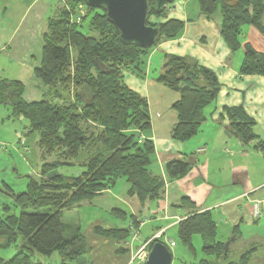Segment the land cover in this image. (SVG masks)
I'll return each instance as SVG.
<instances>
[{
    "label": "trees",
    "instance_id": "16d2710c",
    "mask_svg": "<svg viewBox=\"0 0 264 264\" xmlns=\"http://www.w3.org/2000/svg\"><path fill=\"white\" fill-rule=\"evenodd\" d=\"M196 1L205 14L220 9L224 42L231 51L243 47L240 73L264 76V53L248 43L242 45L241 40L246 26L264 33V0ZM78 4L85 2L67 0V6H60L46 19L41 62L33 70L34 77L45 86L40 100L26 102L24 85L19 80L0 81V105L8 106L14 117L26 121L27 134H38L37 145L44 161L38 176L30 178L26 191L14 194L7 189L20 212L4 208L0 216V240L4 243L0 247L14 245L18 251L8 258L0 257V264H44L33 258L53 253H58L59 264H77V259L87 252V244L79 225L64 223V210L90 200L118 179L130 185L129 195L137 197L141 204L158 199L163 190L162 178L150 170L153 144L140 138L141 132L150 127L148 102L127 87L123 72L141 76L150 50L160 42L179 37L183 22L161 21L167 17L166 12L164 8L157 11L151 0L149 17L161 19L150 25L158 26L160 34L152 46L140 48L120 40L102 8L88 6L82 21L77 22L73 15ZM166 62L156 81L178 93L172 104L176 122L171 136L183 141L195 135L207 120L205 109L215 100L219 84L211 70L186 57L166 55ZM223 110L228 119L226 128L242 142L258 139L254 120L241 105ZM258 146L261 148L263 143L258 141ZM74 164L84 169L78 175L54 173ZM165 169L169 178H178L186 175L190 166L183 159H172ZM41 207L54 211H36ZM28 208L35 211H24ZM116 211L125 216V212ZM93 230L116 242L129 238L127 228L96 226ZM197 235L203 257L192 264H247L256 249L253 245L233 252L230 245L237 237L234 235L224 252L225 241L218 237L209 211L193 213L176 225L177 240L193 255V238ZM156 240L165 243L163 238Z\"/></svg>",
    "mask_w": 264,
    "mask_h": 264
},
{
    "label": "crops",
    "instance_id": "0c3cea01",
    "mask_svg": "<svg viewBox=\"0 0 264 264\" xmlns=\"http://www.w3.org/2000/svg\"><path fill=\"white\" fill-rule=\"evenodd\" d=\"M7 2L0 6V54L5 55L11 45L20 42L15 38L23 37L22 31H26L23 23L27 13L35 5L44 4L42 0H27L24 10L14 22L11 18L19 9V0ZM168 10L167 17L161 21H182L183 29L179 37L160 42L150 50L141 76L123 72L127 87L145 97L148 102L150 127L141 132L140 138L150 140L153 144L154 156L150 170L163 180L161 196L141 204L137 197L129 195L130 185L126 181L120 193L113 190L117 185L116 181L112 187L95 194L91 199L102 197L97 208L108 218L106 220L98 216L99 220L89 224L87 231L93 234L89 243L88 235L82 232L87 252L77 259V264H106L107 256L111 261L113 257L114 260L123 262L122 264H136L135 254L144 243L159 234L156 239L163 238L167 244L169 238L165 237V231L168 227L176 228L183 218L202 211L211 213L221 240H228L234 235L239 239L244 233H247L248 239L254 238L252 242L256 249L247 264H264V76L240 73L243 47L231 51L224 42L220 34L222 18L219 8L212 14H205L200 11L196 0H174ZM241 40L242 45L248 43L256 51L264 53V33L255 27L246 26ZM166 55L186 57L211 70L219 84L215 100L205 109L207 120L195 135L183 141L171 136L176 122L172 104L178 98V93L156 81L164 68ZM152 67H156V73H151ZM41 98L42 94L39 100ZM239 105L255 123L253 130L258 139L248 143L242 142L226 128L228 119L224 107ZM22 132L16 131L19 143L21 137L27 134ZM25 141L26 135L24 143ZM258 141L263 143L261 148ZM172 159L188 162V173L183 177L169 178L165 168ZM115 200L124 207L117 206ZM256 201L261 204L262 212L259 217L252 215V205ZM117 209L125 212V216L119 214ZM64 223L80 224L72 221ZM219 224L224 225L221 231ZM96 226L127 228L129 238L116 242L96 234L93 230ZM0 243L4 241L1 239ZM233 244L236 242H232L230 246ZM232 248L233 252H238L244 249V245L237 243ZM44 258L46 257L35 256L34 260L44 262ZM49 262L53 264L52 260Z\"/></svg>",
    "mask_w": 264,
    "mask_h": 264
},
{
    "label": "rangeland",
    "instance_id": "374dc122",
    "mask_svg": "<svg viewBox=\"0 0 264 264\" xmlns=\"http://www.w3.org/2000/svg\"><path fill=\"white\" fill-rule=\"evenodd\" d=\"M43 5H35L30 12L27 13L26 18L24 19L23 29L26 31L23 32V37L17 36L16 41H20L16 44L11 45V48L8 50V54H0V81H12L19 80L24 85L23 99L30 103L35 100H39L41 94L45 89V86L42 82L34 77L33 70L41 62L42 58V46H43V33L46 31V19L55 14L57 9L60 6H67V0H42ZM27 0H19V9L12 16V21L16 22L22 11L23 7L26 4ZM174 2L166 4L164 7L165 12L169 11L168 7ZM7 0H0V6L5 5ZM43 6L42 8H40ZM87 5L78 4L77 12L73 15V19L76 21H82V15L85 14ZM159 17L151 15L149 17V25L159 22ZM161 23V22H160ZM23 42V43H22ZM166 63V61H165ZM164 63V64H165ZM164 67V65H163ZM156 68V67H155ZM154 67H152L151 73H156ZM163 70V69H162ZM41 89L42 93H41ZM28 100V101H27ZM23 118H16L13 116L11 109L8 106L0 105V216L5 212L4 208L9 207L11 213L18 214L20 209L14 206V200L7 192V189H11L14 194H18L27 190V184L31 177L36 178L39 173V166L42 161L41 159V150L37 145L38 134L28 133L26 135V141L24 143L23 135L18 141L16 136V131L27 132L25 127V122ZM45 161H49L46 159ZM84 169L77 164L74 166H64L55 170L54 173H62L66 176L78 175ZM50 175V174H49ZM54 176L51 174L50 177ZM48 177H44L46 179ZM126 184L124 179H118L117 185L114 192L120 193L122 187ZM102 201L101 198H94L91 200H83L76 203L75 207L71 210H64L62 220L64 222L72 221L79 222L81 225V230L87 236L88 243L89 239L93 237V234L89 233L88 228L89 224L95 220H99L98 216L102 219L107 220V215L104 214L102 210H98L99 202ZM114 203L117 206L124 205L119 201L115 200ZM24 211L32 212L35 211L31 208L24 209ZM36 211L39 212H53V208L41 207ZM99 211V213L97 212ZM100 222V221H99ZM224 225L219 224V231L222 230ZM260 233V232H259ZM165 237L173 239L176 242V247L170 248L172 253L171 264H192L194 261L203 257L201 253V238L200 236H195L193 238V244L196 249L195 255L191 254L176 238V228L168 227L165 231ZM247 233L242 234L239 239L236 238L234 243L237 245L242 243L244 249L255 244L252 242L254 238L248 239ZM259 239H256V241ZM227 240H225L226 242ZM168 246V245H167ZM232 246V247H233ZM231 247V250L234 248ZM149 248V247H148ZM13 251V252H12ZM18 251V247L11 246L9 249L0 247V257L8 258L12 254ZM12 252V254H10ZM121 256L124 257V253L121 252ZM108 257V256H107ZM105 257L106 264L117 262L112 257ZM43 258V257H40ZM118 258V257H117ZM34 259V258H33ZM48 259V261H45ZM58 254H53L50 257L44 258V264H59ZM102 261V260H101ZM104 262V261H102ZM123 263V262H122ZM121 261L117 264H122Z\"/></svg>",
    "mask_w": 264,
    "mask_h": 264
},
{
    "label": "water",
    "instance_id": "95a60500",
    "mask_svg": "<svg viewBox=\"0 0 264 264\" xmlns=\"http://www.w3.org/2000/svg\"><path fill=\"white\" fill-rule=\"evenodd\" d=\"M151 0H84L85 4L93 8H102L107 20L115 26L120 40L128 45L140 48L152 46L160 34L158 26L149 25L148 17L151 12ZM157 11H161L166 4L173 0H153ZM229 1V0H224ZM167 62L164 67L167 66ZM232 236L224 243V252L227 251ZM172 253L168 246L154 240L149 247L146 260L143 264H171Z\"/></svg>",
    "mask_w": 264,
    "mask_h": 264
},
{
    "label": "built area",
    "instance_id": "2783aa9c",
    "mask_svg": "<svg viewBox=\"0 0 264 264\" xmlns=\"http://www.w3.org/2000/svg\"><path fill=\"white\" fill-rule=\"evenodd\" d=\"M261 204H260V201H256L255 203H253L252 205V215L254 217H259L260 214H261ZM135 233L133 234V237H135ZM159 234H156L152 237V239H150L149 241H147L146 243H144L140 248H138L137 250V253L135 254V257L137 258V263L136 264H143L146 260V256H147V253H148V245L149 243L158 238ZM167 244H168V247H173L175 246L176 242L173 240V239H167Z\"/></svg>",
    "mask_w": 264,
    "mask_h": 264
}]
</instances>
